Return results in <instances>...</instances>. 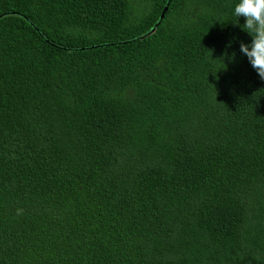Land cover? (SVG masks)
<instances>
[{"label":"trees","instance_id":"1","mask_svg":"<svg viewBox=\"0 0 264 264\" xmlns=\"http://www.w3.org/2000/svg\"><path fill=\"white\" fill-rule=\"evenodd\" d=\"M237 2L0 0V264H264Z\"/></svg>","mask_w":264,"mask_h":264},{"label":"clouds","instance_id":"2","mask_svg":"<svg viewBox=\"0 0 264 264\" xmlns=\"http://www.w3.org/2000/svg\"><path fill=\"white\" fill-rule=\"evenodd\" d=\"M233 15L244 17L242 28L252 37L250 44L241 42L240 51L264 80V0H238Z\"/></svg>","mask_w":264,"mask_h":264},{"label":"water","instance_id":"3","mask_svg":"<svg viewBox=\"0 0 264 264\" xmlns=\"http://www.w3.org/2000/svg\"><path fill=\"white\" fill-rule=\"evenodd\" d=\"M162 17H163V14H162Z\"/></svg>","mask_w":264,"mask_h":264}]
</instances>
